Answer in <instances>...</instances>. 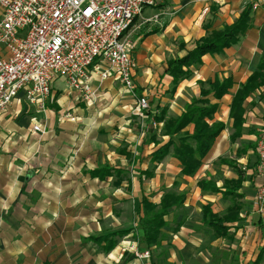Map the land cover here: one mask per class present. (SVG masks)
Here are the masks:
<instances>
[{
	"label": "crops",
	"instance_id": "crops-1",
	"mask_svg": "<svg viewBox=\"0 0 264 264\" xmlns=\"http://www.w3.org/2000/svg\"><path fill=\"white\" fill-rule=\"evenodd\" d=\"M249 8L245 0H155L145 7L128 32L136 97L118 78L101 82L97 74L93 103L63 82L42 113L20 95L0 117V264H145L134 243L151 251L147 264L256 263L264 246L255 202L264 86L246 99L241 129L230 115L237 92L264 61V11L251 9L239 43L204 56L189 78L175 85L167 73L169 61L187 57ZM220 89L228 92L219 97ZM202 91L218 107L209 125L224 129L196 175L184 176L172 154L153 161L168 141L155 118L165 110L167 118L182 116ZM141 98L149 102L145 119L133 114ZM66 112L72 119L62 120ZM35 124L44 132L35 133ZM185 131L193 134L194 125ZM146 171L151 178L140 174ZM167 193L185 200L165 217L161 244L148 248L140 241L143 202L159 205Z\"/></svg>",
	"mask_w": 264,
	"mask_h": 264
},
{
	"label": "built area",
	"instance_id": "built-area-1",
	"mask_svg": "<svg viewBox=\"0 0 264 264\" xmlns=\"http://www.w3.org/2000/svg\"><path fill=\"white\" fill-rule=\"evenodd\" d=\"M219 4L231 0H217ZM253 11H264V0H245ZM155 0H0V117L23 95L30 108L45 112L54 102L59 81L93 103L94 74L101 82L118 78L136 97L133 57L128 32L145 7ZM146 98L133 114L145 118ZM63 119H72L69 113ZM33 131L43 133L40 124ZM259 180L256 206L264 214V133L257 143ZM137 260H151V251L131 247Z\"/></svg>",
	"mask_w": 264,
	"mask_h": 264
},
{
	"label": "trees",
	"instance_id": "trees-1",
	"mask_svg": "<svg viewBox=\"0 0 264 264\" xmlns=\"http://www.w3.org/2000/svg\"><path fill=\"white\" fill-rule=\"evenodd\" d=\"M250 11L251 8L245 10L237 22L225 27L222 31L209 33L207 37L197 43L196 48L187 57L169 61L167 73L173 77L174 84L178 85L181 81L189 78L191 76L190 69L199 67L204 56L221 53L225 49L237 45L249 28ZM262 86H264V61L260 65L259 72L248 79L233 99L230 116L234 119L238 129H241L244 123L246 99ZM227 92L226 89H220L217 95L222 97ZM210 93V91H202L203 98L195 99L180 117L167 118V111L165 110L159 117L155 118L157 123L164 122L162 135L167 136L168 141L153 153V161L160 163L172 154L180 163L181 172L184 176L196 175L202 166L203 159L210 152L224 129L222 123H214L212 126L208 123V120H213L218 108L216 105H212L207 98ZM191 125H194L193 134L185 131ZM140 174H145L149 178L153 175L149 171ZM184 200V195L176 196L173 193H167L159 205L144 201L143 215L140 221L143 234L140 241L148 248L160 245L165 238L163 229L167 227L165 217L171 209L182 205ZM216 221L217 219L213 222ZM255 264H264V246Z\"/></svg>",
	"mask_w": 264,
	"mask_h": 264
},
{
	"label": "rangeland",
	"instance_id": "rangeland-1",
	"mask_svg": "<svg viewBox=\"0 0 264 264\" xmlns=\"http://www.w3.org/2000/svg\"><path fill=\"white\" fill-rule=\"evenodd\" d=\"M62 82L61 81H59V82H57L56 84H55V86L58 84L59 86H61V87H63V83L61 84ZM75 91V90H74ZM77 92V91H76ZM128 94V93H127ZM130 95V94H129ZM54 103H55V99H54ZM67 113H69V112H66L65 114H67ZM70 114V113H69ZM145 118H146V115H145ZM144 118V119H145ZM156 125L157 124H154V128L156 127ZM257 155H258V153H257ZM257 197V196H256ZM256 208H257V211L259 212V214H261L263 217H264V214L263 213H261L260 211H259V209H258V207L256 206ZM134 255H135V253H133ZM151 257H152V254H151Z\"/></svg>",
	"mask_w": 264,
	"mask_h": 264
}]
</instances>
